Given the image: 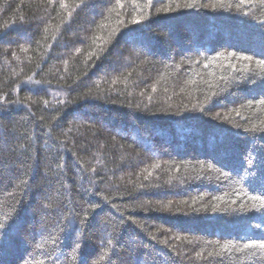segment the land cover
I'll use <instances>...</instances> for the list:
<instances>
[{
  "label": "trees",
  "instance_id": "trees-1",
  "mask_svg": "<svg viewBox=\"0 0 264 264\" xmlns=\"http://www.w3.org/2000/svg\"><path fill=\"white\" fill-rule=\"evenodd\" d=\"M261 60L260 0H0V264H264Z\"/></svg>",
  "mask_w": 264,
  "mask_h": 264
},
{
  "label": "snow or ice",
  "instance_id": "snow-or-ice-1",
  "mask_svg": "<svg viewBox=\"0 0 264 264\" xmlns=\"http://www.w3.org/2000/svg\"><path fill=\"white\" fill-rule=\"evenodd\" d=\"M248 2L251 3V2H254V0H248ZM260 2L264 3V0H260ZM134 22H138V21H134ZM241 58L245 59V60H251L252 59V57H250V56L241 57ZM257 67L259 69H261V70H264V60L258 61L257 62ZM252 199L254 201H258L261 204V206H264V200H261L260 197H252ZM224 247H228V246L225 245ZM245 247H260V248L264 249V243L259 244V245H257V244H249V245H245Z\"/></svg>",
  "mask_w": 264,
  "mask_h": 264
}]
</instances>
